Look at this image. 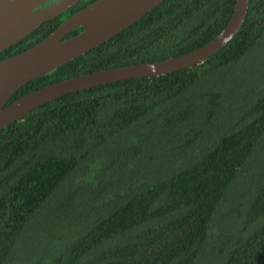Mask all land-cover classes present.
I'll return each mask as SVG.
<instances>
[{
	"label": "trees",
	"instance_id": "obj_1",
	"mask_svg": "<svg viewBox=\"0 0 264 264\" xmlns=\"http://www.w3.org/2000/svg\"><path fill=\"white\" fill-rule=\"evenodd\" d=\"M95 1L45 22L0 61ZM235 5L165 0L9 104L197 50ZM0 264H264V0H250L238 36L199 66L72 93L4 128Z\"/></svg>",
	"mask_w": 264,
	"mask_h": 264
},
{
	"label": "water",
	"instance_id": "obj_2",
	"mask_svg": "<svg viewBox=\"0 0 264 264\" xmlns=\"http://www.w3.org/2000/svg\"><path fill=\"white\" fill-rule=\"evenodd\" d=\"M0 0V53L75 6L80 0ZM165 0H97L67 18L43 41L0 61V132L38 107L60 97L120 81L149 78L194 68L229 45L240 33L250 0H236L227 26L204 46L178 57L102 70L63 80L9 104L27 83L54 72L118 35ZM79 34L66 38L72 32Z\"/></svg>",
	"mask_w": 264,
	"mask_h": 264
}]
</instances>
